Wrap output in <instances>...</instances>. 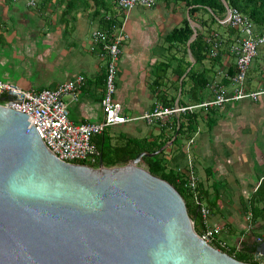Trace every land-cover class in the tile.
Wrapping results in <instances>:
<instances>
[{
    "label": "crops",
    "instance_id": "obj_1",
    "mask_svg": "<svg viewBox=\"0 0 264 264\" xmlns=\"http://www.w3.org/2000/svg\"><path fill=\"white\" fill-rule=\"evenodd\" d=\"M60 1L40 0L39 6L33 8L25 0H0V21L4 25L0 35V78L16 82L27 89L39 90L56 87L83 75L85 83L79 90L78 99L73 100L69 95L65 97L70 118L75 123L101 121L104 115L102 99L105 69L99 56L90 50V45L93 31L107 28L102 17L105 14L112 17L109 12L115 1L106 0L108 9L101 7L99 14L96 13L97 7L92 6L87 9L81 7L68 15H65L66 4ZM56 2L58 7H55ZM173 3L167 5L160 1L155 8L133 9L123 19L122 26L130 43L127 41L123 44L116 99L123 105L128 116L142 115L160 102L158 97L164 96L171 100L179 92L181 78L175 70L176 59L166 57V49L169 47L166 37L190 15L189 10L186 16L178 14L179 11L168 12L166 8L171 10ZM94 16L99 19L96 21L98 24L93 22ZM164 62L172 65L166 75L162 70ZM204 67L210 69L211 65L202 64L200 68ZM234 68V60L226 52L222 61L212 67V74L222 75V82L229 86L225 83L227 78L224 73ZM157 71L165 75L159 87L154 84ZM205 90L200 94L204 98L202 100L208 99ZM180 94L182 97V90ZM184 102L181 98V103L191 104ZM235 112H238L239 128L243 130L234 133L237 138L232 136L238 139L236 143L225 136L228 132L220 133L217 129L222 124L220 118L227 116V113L234 117ZM199 114V119L206 120L207 124L200 121L196 130L185 127L180 134L174 131L176 118H173V124L165 128L159 124L145 126L136 120L109 128L106 134L112 138L114 145L124 143L125 138L158 143L167 141L163 157L170 167L179 170L188 161L187 152H182L181 147H185L188 138L198 133L199 128L208 125L210 132L206 134L205 142L197 141L196 137V143L191 147L200 186L209 195L207 199L204 197L206 202L218 197L217 207L212 210V222L228 226L230 235L226 231L224 233L227 238L230 236L233 240L244 241L250 236L248 227L244 225L245 214H249L246 218L252 219L250 198L264 179V158L260 159L259 156L252 163L251 154L244 147L250 145L254 150H261L264 144V96L255 101L247 99L229 102L223 107ZM183 119L184 116L181 121ZM229 127L224 126L226 129ZM176 135L178 140L175 142ZM172 140L173 144L170 143ZM237 146L242 148L241 153H235ZM251 164L252 168L249 169ZM254 224L262 227L259 228L262 237L256 236L254 240L264 238L263 222L259 220Z\"/></svg>",
    "mask_w": 264,
    "mask_h": 264
},
{
    "label": "water",
    "instance_id": "obj_2",
    "mask_svg": "<svg viewBox=\"0 0 264 264\" xmlns=\"http://www.w3.org/2000/svg\"><path fill=\"white\" fill-rule=\"evenodd\" d=\"M29 117L0 105V264H254L206 242L180 191L141 165L165 147L124 165L67 162Z\"/></svg>",
    "mask_w": 264,
    "mask_h": 264
},
{
    "label": "built area",
    "instance_id": "obj_3",
    "mask_svg": "<svg viewBox=\"0 0 264 264\" xmlns=\"http://www.w3.org/2000/svg\"><path fill=\"white\" fill-rule=\"evenodd\" d=\"M25 1L33 8L38 7L40 3V0ZM114 1L125 14L137 7L155 8L158 5V0ZM108 18L110 19L109 16ZM217 19L221 26L231 28L234 32H231L232 34L227 32L224 35L218 31L211 32L207 38L210 44L208 56L213 59L223 54L224 57V54L229 52L234 60L235 73L234 75H230V71L224 73L230 80L229 86L222 80L212 82L210 80L207 85L212 92L210 99L191 104H183L180 100L173 105L158 102L142 115L128 116L123 105L116 99L118 66L128 35L125 34L122 24H113L104 29H95L90 45V50L99 56L105 69L102 99L104 115L101 121L75 123L70 118L65 97L69 95L73 100L78 99L79 90L85 83L83 75H79L75 80L62 82L56 87L39 90L27 89L16 82L0 78V105L29 114L30 126L36 127L46 145L60 159L76 163L84 161L87 165L97 168L100 164L101 151L94 138L109 128L140 119L147 121L148 124L158 123L161 127H166L175 122L173 118L177 119L175 124L180 126L182 116L188 113H208L211 109L223 107L229 102H239L247 98L259 100L264 95V85L254 89L249 82L250 69L259 55L261 46L264 45V31L260 30L250 17L228 4L225 15ZM3 26L0 21V35ZM197 134L186 141L188 161L187 165L179 170L183 174L184 185L190 193L192 202L201 211L203 228L199 234L206 242L220 250L230 249L232 246L240 248L241 241L231 244L224 237L226 229L224 224L212 222L213 211L202 193L200 177L191 152ZM255 259L264 263L263 255L258 252Z\"/></svg>",
    "mask_w": 264,
    "mask_h": 264
},
{
    "label": "trees",
    "instance_id": "obj_4",
    "mask_svg": "<svg viewBox=\"0 0 264 264\" xmlns=\"http://www.w3.org/2000/svg\"><path fill=\"white\" fill-rule=\"evenodd\" d=\"M160 1H164L167 5L171 4L173 1L181 2L184 3L189 10L190 16L183 20L181 26L176 27L171 33L168 34L166 37V42L169 43V47H187L195 31L197 32L196 38L189 45L190 51L192 52L196 62L193 63L192 60H188V62H186V60H181L180 64L175 68V70L180 74V78H183L181 83L183 87L182 91L184 92V88L187 84H191L192 100L194 103H198L204 99L200 94H202V92L207 88V85L211 80V76L215 75L212 74V67H215L217 64H219L223 58V54L217 58H209L208 53L210 44L207 39L208 35L213 31H218L224 35V31L218 28L216 29L215 27H209L208 22L203 20L201 14L204 12H211L212 23L217 24V26L221 28L222 26L218 22L217 17H223L225 15L228 4L230 7L237 8L242 11L254 21L260 30L264 31V0H158V3ZM60 2L62 4H66L65 15L71 14L81 7L87 9L91 8L92 6H96V13L98 14L100 13L101 7L106 8V10L108 9V2L106 0H61ZM125 16L126 14L122 12L121 16L112 15V17L109 19L108 15L105 14L102 17L104 20L103 24L105 27H110L113 24H123V19ZM191 19L198 21L201 25V28H194L192 26ZM206 27L208 31L204 30ZM224 30L230 34L234 32V30L231 28L227 29L224 27ZM263 47L264 45L261 46L260 51ZM206 60H209L211 63L210 69L207 67H204L203 69L197 68L198 65L204 64ZM164 63L165 64L162 63V65H164L162 70H164L163 72H165L166 75L172 65L170 62ZM234 73L235 68L230 69V75H234ZM165 75H162V72L160 75L157 71L156 78L154 80L156 87L161 86ZM250 78L251 75H249V82ZM225 83L229 84L230 80L226 79ZM158 99L166 105H173L175 103V98L169 100L164 96H160ZM199 115V113H188L184 115V119L180 122V126H178V124L174 126L175 133H182L185 127L189 130H196L199 123ZM100 135V137L97 135L94 139L101 151V158H103L106 166L127 164L130 160L135 159L139 153L157 152L167 143V141L158 143L156 141L141 140L137 138H125L124 143L120 145H114L111 141L112 138L106 134V131ZM177 140L178 138L175 139V142ZM163 154L164 150L160 151L155 156H145L142 161L148 166V169L153 174L166 179L180 191L187 202L188 211L195 221L196 230L198 233H201L203 228L201 211L199 207L192 202L190 193L185 188L182 172L170 167L168 161L163 157ZM77 163L86 164L84 161H77ZM202 193L207 199L209 196L208 193L204 192L203 190ZM218 202V197H214V200H208L207 203L213 210L217 207ZM250 211L253 221L257 222L261 220L264 227V179L250 198ZM258 234L257 236L262 237L261 234ZM263 241L264 238H261L260 240H244L241 242L240 248L237 246H232L230 249L222 248V250L240 261L262 264L260 261L255 259V255L258 252L259 245Z\"/></svg>",
    "mask_w": 264,
    "mask_h": 264
},
{
    "label": "rangeland",
    "instance_id": "obj_5",
    "mask_svg": "<svg viewBox=\"0 0 264 264\" xmlns=\"http://www.w3.org/2000/svg\"><path fill=\"white\" fill-rule=\"evenodd\" d=\"M50 2H51V0H49ZM44 2H45V0H44ZM48 2V1H47ZM52 3H54V2H52ZM62 5V4H61ZM42 7H43V5H42ZM55 7H58L57 6V2L55 3ZM172 7V8H171ZM171 10L170 9H168V8H166V10L168 11V12H177V11H179V13L178 14H180L181 13V15H183V16H186V15H188V8H187V6L184 4V3H181V2H175V3H173L172 5H171ZM138 8H141V9H144L143 7H137V8H135V9H138ZM165 9V8H164ZM121 10L117 7V6H115V4L113 5V3H112V5H111V8H110V12H109V14H111V15H117V16H119L120 14H121ZM201 16H202V18H203V20H205V21H207L208 22V26L209 27H215L216 29L218 28V29H220V30H222V31H224V34H226L227 32L224 30V27L222 26L221 28L220 27H218L217 26V24H213L212 23V21H211V12H204V13H202L201 14ZM200 16V17H201ZM94 18H95V16H94ZM93 20V22L94 23H97L96 21H99V19L98 18H95V19H92ZM191 23H192V25L193 26H195L196 28H200V23L198 22V21H194L193 19H191ZM98 24V23H97ZM89 28H90V26H89ZM205 31H208V29H207V27L204 29ZM129 37H127V39H126V41H125V43L128 41V43H130V41H129ZM168 45V44H167ZM169 46V45H168ZM167 51H166V57H168V58H170L171 60H173L174 58L176 59V60H174V65H176V66H178L179 65V63L181 62V60L183 61H185L186 60V62H188V60H192V52L190 51V48H189V45L186 47V46H177V47H173V48H171V47H168V49H166ZM183 58H185V59H183ZM195 60V59H194ZM196 62V61H195ZM204 65L206 66V65H211V63H210V61L209 60H206L205 62H204ZM263 66H264V47L261 49V51H260V55L256 58V60H255V62H254V64L252 65V67H251V69H250V71H251V78H250V84H251V86H252V88H254V89H258L259 87H261L262 85H264V68H263ZM201 67V65H198L197 66V68H200ZM209 67V66H208ZM171 73V72H170ZM119 79V67H118V74H117V80ZM214 80H222V75H219L218 73H216L214 76H211V82L212 81H214ZM180 81H181V79H180ZM183 89V87H182V85H181V82H180V86H179V92H178V94L176 95V97H175V103L178 101V100H180V98H182L185 102L184 103H194V101L192 100V90H191V84H187L186 85V87L184 88V92L182 91V97H181V94H180V92H181V90ZM205 92H206V98H208V99H210L211 97H212V92L210 91V89L207 87L206 88V90H205ZM209 92V93H208ZM264 96V95H263ZM247 99H249V100H253V99H250V98H247ZM247 99H244V100H247ZM160 102H162L161 100H159ZM253 101H255V100H253ZM229 113H230V111H228ZM236 114H235V116L233 117V116H231V115H229L228 113H227V116H224V117H222V118H220V122L222 121V124L220 125V128H217L218 130H219V132L220 133H224V132H228V134H225V136H228L229 138H232V136L233 137H235V138H237V136L235 135L236 133L235 132H242L243 130H241L239 127V117H238V112H235ZM203 122V121H205V123L207 124V121L206 120H201V119H199V122ZM140 123H142V124H144L145 126H153V125H156V124H158V123H154V124H148L147 123V121H145V120H143V119H140ZM227 124L228 126H230L228 129H226V128H224V126H227V125H224V124ZM204 125V127H201V128H199V132H198V134H197V141H203V142H205V140H206V134H208V132H210V129H208L209 128V126L208 125ZM246 130V129H245ZM244 130V131H245ZM263 130V129H262ZM235 133V134H234ZM254 137V136H253ZM183 140H184V138H183ZM232 140H233V142L234 143H236V140H238V139H234V138H232ZM179 141H181V139H179ZM178 141V142H179ZM186 145V144H185ZM184 145V146H185ZM236 146V145H235ZM259 147H261V146H259ZM235 149H236V152L235 153H241V151H242V148L240 147V146H237V147H235ZM244 149H245V151L247 150V151H249L250 152V156H251V161H252V163L256 160V159H258L259 158V156H260V159L261 158H264V144H263V146H262V149L260 150H254V149H252V147L250 148V145L247 147V146H245L244 147ZM184 150H186V146L185 147H181V151L183 152ZM203 152H204V150H202ZM202 151H200V154L202 155L203 153H202ZM263 151V152H262ZM229 153H231L230 151H229ZM257 153L259 154V155H257ZM194 163H195V159H194ZM248 164H250V163H248ZM119 165H122V164H119ZM141 165L142 166H144V167H146V168H148V166L142 161L141 162ZM196 165V164H195ZM197 168V167H196ZM248 168L249 169H251L252 168V164L251 165H249L248 166ZM198 172V171H197ZM198 175H199V173H198ZM200 177V176H199ZM251 190V188H250V186H249V191ZM247 215H249V214H245V219H244V222H245V226H247L248 228V232H249V234H250V236L246 239V240H254L255 238H256V236H257V234L258 233H260L259 232V228H261L262 229V227H260V225L259 226H255V224H254V222L252 221L253 219H251V218H246L247 217ZM217 219V218H216ZM248 219V220H247ZM251 221L253 222V223H251ZM226 227V229H225V231H226V234H228L229 233V231H228V226H225ZM243 227V226H242ZM254 227V228H253ZM246 230V229H245ZM224 235V237L231 243V244H236V243H238L239 241H241V242H243L242 240H233L230 236L227 238L226 236H225V234H223ZM228 235H230V234H228ZM239 234L237 233L236 234V236H238ZM242 236V235H241Z\"/></svg>",
    "mask_w": 264,
    "mask_h": 264
}]
</instances>
